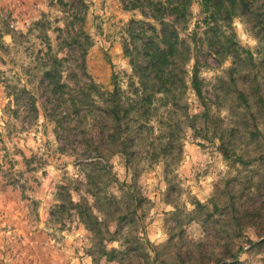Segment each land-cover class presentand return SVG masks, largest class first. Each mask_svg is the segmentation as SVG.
<instances>
[{
	"label": "rangeland",
	"instance_id": "374dc122",
	"mask_svg": "<svg viewBox=\"0 0 264 264\" xmlns=\"http://www.w3.org/2000/svg\"><path fill=\"white\" fill-rule=\"evenodd\" d=\"M61 1L0 0V264H95V240L85 226L65 213L63 225L51 216L59 187L66 186L75 203L84 196L83 147L73 138L60 147L54 124L41 114L37 119L26 116L20 105L27 95L19 99L17 109L9 92L14 85H25L36 97L38 60L46 47L55 53L59 41L76 33L79 25L68 27L69 6ZM84 3L83 29L93 43L86 71L105 90L112 89V75L126 89L132 74L122 48L127 24L155 23L139 10H126L121 0ZM189 13L187 30L180 34L186 39L200 18L199 6L192 3ZM253 23L238 17L228 29L245 55L251 54L253 66L249 61L233 64L229 58L220 63L205 47V36L198 32L196 37L203 89L214 103L210 114L220 119L223 129H234L224 139L230 159L222 154L211 125L196 133L186 125L179 128L181 150L170 166L162 160L150 163L145 154L130 168L118 154L100 157L111 173L97 178L106 193L119 198L130 186L140 199L134 209L135 234L143 246L126 264H214L231 262L234 255L243 264H262L263 252L249 249V241L264 239V124L258 120L257 137L248 135L230 78V69H235L233 79L240 88L252 69L264 89V39L259 36L264 32ZM186 100L190 115L202 111L192 92ZM197 125L201 129L200 120ZM238 156L245 164L234 162ZM106 221L113 231L114 222ZM111 247L120 250V242ZM98 264L117 263L101 257Z\"/></svg>",
	"mask_w": 264,
	"mask_h": 264
},
{
	"label": "trees",
	"instance_id": "16d2710c",
	"mask_svg": "<svg viewBox=\"0 0 264 264\" xmlns=\"http://www.w3.org/2000/svg\"><path fill=\"white\" fill-rule=\"evenodd\" d=\"M121 2L126 10H139L144 18L155 23L130 20L127 24L122 48L132 74L128 77L126 89H122L117 76L112 75V89L105 90L86 71V56L93 43L83 29L84 13L81 10L86 8L84 0L61 1L64 6H69L68 27L73 30L75 24L79 27L75 34H68L67 39L59 41L57 52L53 53L48 45L38 60L41 70L36 87L38 95H32L25 85H14L10 87L11 91L9 89L17 109L23 107L24 114L33 115L34 119L41 114L54 124L60 147L61 143L66 144L72 138L83 147L84 196L75 203L67 187H59L51 216L57 224L63 225L61 215L65 213L85 226L95 240L96 255H91L95 264L101 257L108 262L126 264L143 246V239L135 234L134 209L140 199L135 197L130 186L119 198L106 193L97 178H109L111 173L108 165L99 161L100 157L107 160L118 154L130 168L135 159L145 154L150 163L162 160L170 166L177 162L181 150L177 136L179 128L181 130L186 125L196 133L211 125L222 154L230 159L224 139L231 136L234 129H223L220 119L210 114V106L214 103L206 97L203 89L200 77L203 66L197 56L199 39L196 37L198 32L205 36V47L220 63L229 58L233 64L249 61L248 64L253 66L251 54L245 55L246 52L228 34V29L232 21L240 17L252 20L254 26L257 24L264 32V0ZM192 3L199 6L200 18L186 39L180 34L187 30ZM259 36L264 39V33ZM59 52H64L63 56H59ZM191 61L193 63L189 66ZM234 71L230 69V78L237 110L242 112L248 135L257 137L260 134L258 120L264 124V89L252 69L248 70L239 88L233 79ZM189 91L202 109L199 114L190 115L188 112L186 95ZM23 95H27L25 105L19 106ZM13 112L17 115V110ZM197 120L201 122V129ZM147 144L151 151H145ZM59 150L64 152V149ZM234 162L245 164L242 156L236 157ZM109 218L115 224L113 231L108 229L106 219ZM114 242H120V250L108 248ZM249 249L261 250L264 264V239L249 241ZM231 258V262L218 260L214 264H243L237 256Z\"/></svg>",
	"mask_w": 264,
	"mask_h": 264
}]
</instances>
